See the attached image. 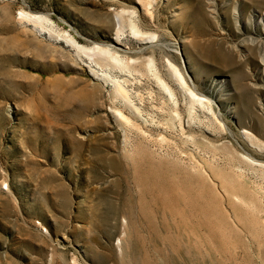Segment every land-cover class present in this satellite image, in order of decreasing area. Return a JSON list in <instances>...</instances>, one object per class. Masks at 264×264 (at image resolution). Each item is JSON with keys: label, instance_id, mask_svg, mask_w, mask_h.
<instances>
[{"label": "rangeland", "instance_id": "rangeland-1", "mask_svg": "<svg viewBox=\"0 0 264 264\" xmlns=\"http://www.w3.org/2000/svg\"><path fill=\"white\" fill-rule=\"evenodd\" d=\"M136 1L0 0V264H264V0ZM22 10L151 56L173 96L107 69L141 110L116 120L111 84ZM131 11L144 55L127 24L113 43Z\"/></svg>", "mask_w": 264, "mask_h": 264}, {"label": "bare ground", "instance_id": "bare-ground-1", "mask_svg": "<svg viewBox=\"0 0 264 264\" xmlns=\"http://www.w3.org/2000/svg\"><path fill=\"white\" fill-rule=\"evenodd\" d=\"M136 4L142 6V10H148L147 8L151 5V2L149 0H137ZM124 13L126 12H120L119 14L116 13L118 27L115 32V39L113 40V43L116 45H120L118 39L122 34L123 25L127 24L128 27H130L129 30L131 31L133 37L138 38L139 41L141 40L140 42H142V44L148 45L147 47H144L142 50L141 49L139 50L140 53L144 55L146 50L150 47L149 44L153 43L152 40L156 38V36L152 33L145 34L138 29L136 24H134L131 21V18L134 17L136 14L135 12L133 11L127 12L126 14H128L129 17H125ZM261 16L262 17L259 18L260 22L257 23L258 24L263 23L262 25L264 26V15ZM18 18L20 20H25L27 22H30L33 25V29H36L37 32H41V31L44 32L43 29H45L48 38L52 40L60 39L64 41L67 45L72 47L77 55L83 54L85 57H87V59L91 62V64H93V66L90 65L88 67L90 72H92L93 75L96 76V78L102 80L104 84L106 83L111 84L112 92L110 93L111 94L110 97H112V100H119L120 103L123 104V108L129 111L130 116L127 117L122 113V111L115 108L114 111H112V113L113 116L116 118V120L122 123L130 124L131 122L130 119L137 120L141 116L140 115L141 110L138 107L132 105V102H130L129 99L130 97L128 96V92L125 89V87L118 80L112 79L107 73V69H112V70L119 69V71H124V73H127L128 75H133L132 73H135L138 74V76L140 75L152 76L158 82V84L163 88V90L167 92V94L173 96V93L170 90V88L158 75L156 67L154 65V61L151 56L147 55L148 57L147 56L143 57L141 61L137 62L134 59H128L125 56H123V54H120L121 52H119V50L113 47V45L111 44L93 43L91 47H85L79 45L67 33L60 32L54 26H52V22L45 15L42 14L30 13L22 10L18 13ZM261 19H262V23H261ZM251 44L252 45L258 44V46L261 47L263 45L264 47V40L262 42H260L259 40H251ZM262 55L263 56L261 58V61L264 62V54ZM166 64H167L166 71L169 77L178 86H180L181 90L185 91L189 95L190 99L191 98L195 99L196 100L195 102H200V103L205 102L202 101L201 98L198 97L196 93H194V91L188 87V84L186 83L182 73L177 67H175L168 60ZM175 116L178 115L176 114ZM174 118L169 119L166 123L172 124ZM4 185H6V183ZM40 229L46 231V229H44L43 227Z\"/></svg>", "mask_w": 264, "mask_h": 264}]
</instances>
